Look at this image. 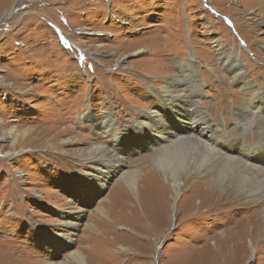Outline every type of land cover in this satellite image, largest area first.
Wrapping results in <instances>:
<instances>
[{
	"label": "rangeland",
	"instance_id": "obj_1",
	"mask_svg": "<svg viewBox=\"0 0 264 264\" xmlns=\"http://www.w3.org/2000/svg\"><path fill=\"white\" fill-rule=\"evenodd\" d=\"M250 4L0 0V264H55L76 250L85 251L89 264H264V252L255 248L264 240L262 220L238 223L255 211L242 207L244 198L223 193L210 209L199 207L186 186L194 180L183 178L172 214L171 188L150 165L161 144L151 145L140 124L141 113L158 106L149 87L160 89L179 77L178 64L189 62L191 52L203 88L200 108L217 131L235 142L244 138L253 148L261 134L257 113L264 111V100L263 107L253 109L250 98L264 93V54L256 48L264 44V17ZM217 44L236 49L259 91H249L240 86V77L228 74L216 57ZM89 101L99 122L113 111L119 148L106 134L95 140L89 125L79 123ZM240 109L253 113L252 127L236 122ZM165 121L174 132L182 131L180 123L171 125L170 115ZM130 126L133 130H126ZM10 128L27 131L19 136L25 140L21 145L1 140ZM94 141L122 157L120 171L105 178L99 162L78 155ZM217 149L231 155L224 146ZM249 158L264 165L263 156ZM135 170L140 177L130 191L120 180ZM65 222L77 230L67 249L57 251L45 236L66 235ZM222 230H228L223 239Z\"/></svg>",
	"mask_w": 264,
	"mask_h": 264
},
{
	"label": "bare ground",
	"instance_id": "obj_2",
	"mask_svg": "<svg viewBox=\"0 0 264 264\" xmlns=\"http://www.w3.org/2000/svg\"><path fill=\"white\" fill-rule=\"evenodd\" d=\"M250 3L255 4L256 9H258L257 14L260 16V18L264 17V0H247V5H249ZM217 46L219 47L216 50V57L218 56L217 58L220 59V64L227 68L228 74H231L234 79L236 77H240V86L248 89L249 91H259V88L257 89L254 81L249 79V76H246L245 68L239 61L237 53L235 52L236 49L232 48V50L230 48H226L225 46H221L220 44H217ZM256 48H262L260 50L264 54V44L259 47L256 46ZM141 51L142 50H139L133 55H136ZM189 55L191 58L189 62L181 61L178 64L179 71L182 72L179 77L167 80L164 83L163 88L159 89L154 86L149 87L150 91L148 90V94L153 102L155 101V99L158 101V106L153 108L154 112L144 111L143 113H141V115L144 117H142L143 120L140 122V124H144V127L147 128L146 130H148V132L150 133V144L154 146L161 144L159 150L156 151L150 159V165L153 167V174H156V176H158L157 174L161 175L165 183H167V185L171 188L172 214L176 211L175 205L178 202V197L180 196L183 189V186H181V184L183 183L182 179L188 178L194 180V182L191 184L192 189L190 184H187L186 186L189 188V190L194 191L195 195L198 197L199 207L203 205L202 207L210 209L214 203L217 204L219 202L220 196L223 195V193L227 194V197H231V195H234V199L239 200V198H244L246 200L247 204L242 207H255L254 212L250 213L249 215L242 216L239 219L238 223L245 222L249 220V218L254 217L256 219V224L259 223V219L262 220V223L264 224V165L258 162L256 163L249 158L250 156H253L255 158H257L258 156L264 157V111L262 112V110H259V112L257 113L259 122L258 126L261 127V134H259V140L253 146V148L246 145L244 143V139L243 142H235L233 141L234 139L231 140L224 136L220 130L217 131V128L211 124L212 120H208L209 116L207 117V114L206 112L204 113L203 108H200L202 102L201 100L203 98V88L200 82L201 80L198 72L199 69H197V66L195 65L196 54L191 55L190 52ZM256 96L257 98H255V96L253 95H250V98L253 99V102L251 101V103H253L252 106L255 107L253 109H258L259 105L264 100V93L262 92V90L259 93H256ZM256 99L258 101H254ZM91 107L92 105H90L89 101V105H86L84 111L82 112L79 123L83 122L89 125V129L94 132L95 136L97 137L94 138L95 140H100L99 137L102 134H106L107 137L111 138V145L113 147L119 148L121 146V135L120 137L116 135V132L118 130L116 129L117 121L114 118L113 111L109 110L107 113H105L101 118L102 120L99 122L95 119V115L93 113L94 110H92ZM167 110L170 111V114L167 112ZM238 111L242 115L238 114L240 118L237 117L236 122H240L238 124H241V126H243V129L249 126L252 127V123L254 121L253 113L249 112L246 109H240ZM190 113H194L195 116H189ZM166 114L170 115L174 119V123H172L171 125L180 123L179 125H181L180 128H182V131H173L171 126H169L170 124L165 121ZM230 118L231 117H229V120ZM229 120L225 121L227 122ZM184 124H186V126ZM205 127L211 132L209 135H207L208 133L206 129H204ZM198 128L200 132L198 131L199 133L197 135L196 129ZM130 129L133 130L131 126L129 129L126 128V130L128 131H131ZM26 133L27 131H22V133L19 134L13 128L5 129V131H3L4 135L3 137H1V140L3 141V139H8V142L11 143V145L19 146L22 144V142L25 141L21 140L19 136L22 137ZM181 133L186 134L182 135ZM207 136H210L211 140ZM69 141L70 139L64 142ZM150 144L148 145V147H151ZM218 145L224 146L226 148L225 151L231 153V155L217 149ZM78 150V155H83L86 159L97 161L102 165L103 169H106V171L104 172V175H106L104 176L105 178H107V175L117 173L118 171H120V167L124 166V162H122L121 156L119 157L114 153L111 154L110 149H107L103 145L96 144L95 141L91 144V147L87 148L86 151L83 150L82 152L81 149ZM139 177V171L135 170L125 174L124 176H121L120 181L121 184L125 183V186L129 188L130 191H134ZM93 179L97 181L98 178L95 177ZM96 183L101 185L103 183V180L100 178V181ZM89 194H92L89 195V198H92L93 193ZM228 200L229 198L227 199V201ZM199 209L201 208H198V210ZM238 223L236 222L234 225L236 226ZM64 224L69 228L65 230V233H67L66 235L63 234L55 236L54 239L53 237L45 236V241H47L46 243L51 242V244H53L52 248L57 251L61 249L62 251H64L67 249V247L71 243V233L77 230L76 224L67 222H65ZM222 231L223 232L218 235L219 237L222 234L228 232V230ZM241 234H243V232H241ZM221 237L223 239L224 235ZM226 240L222 242L225 244V242H227ZM250 242L252 241L250 240ZM214 243L215 241L212 244L216 246V244ZM260 243L261 244L259 246L256 245L255 247L256 253H258V251L259 253L264 252V240ZM8 247L10 248V246ZM252 248L254 247L252 246ZM12 257H14V255L11 256V258ZM108 259H103L100 262H107L109 261ZM69 260H71V262H74L75 264H89L85 251L83 252L80 250L70 252L68 258H65L64 260L55 264H70Z\"/></svg>",
	"mask_w": 264,
	"mask_h": 264
},
{
	"label": "clouds",
	"instance_id": "obj_3",
	"mask_svg": "<svg viewBox=\"0 0 264 264\" xmlns=\"http://www.w3.org/2000/svg\"><path fill=\"white\" fill-rule=\"evenodd\" d=\"M242 139H244V138H242ZM245 141H246V139H244Z\"/></svg>",
	"mask_w": 264,
	"mask_h": 264
}]
</instances>
